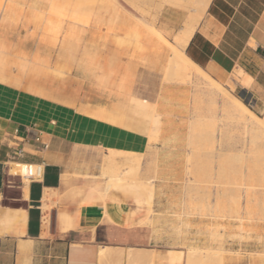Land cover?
<instances>
[{"label": "crops", "instance_id": "0c3cea01", "mask_svg": "<svg viewBox=\"0 0 264 264\" xmlns=\"http://www.w3.org/2000/svg\"><path fill=\"white\" fill-rule=\"evenodd\" d=\"M17 1L0 13V264H167L176 250L146 223V206L107 185L87 194L71 164L84 151L148 149L129 115L137 82L150 78L152 64L157 77L165 54L113 3L47 0L19 9ZM188 5L186 14L169 8L163 30L175 45L191 30L186 54L216 80L235 75L264 110V0ZM134 31L138 42L125 38ZM134 102L146 107V98ZM37 164L40 178L29 167Z\"/></svg>", "mask_w": 264, "mask_h": 264}, {"label": "rangeland", "instance_id": "374dc122", "mask_svg": "<svg viewBox=\"0 0 264 264\" xmlns=\"http://www.w3.org/2000/svg\"><path fill=\"white\" fill-rule=\"evenodd\" d=\"M188 1L102 0L133 19L135 29L146 27V35L165 54V67L155 77L156 66L150 65V78L137 82L132 100L129 117L148 135V149L133 153L102 148L97 155L84 151L71 161L72 176L85 182L87 194L91 187L107 185L146 206V223L166 249L176 250L169 252L167 264H264V128H245L224 110L222 98L241 99L261 118L264 110L255 106L235 75L223 82L208 73L216 87L170 68L176 36L161 23L169 8L191 12ZM38 2L47 0H21L14 6L23 9ZM9 4L0 0V13ZM157 30L167 34L166 42ZM125 36L132 42L140 39L136 31ZM19 69L29 71L26 64ZM135 98H146V107ZM84 173L88 176H77ZM201 255L211 260L206 263Z\"/></svg>", "mask_w": 264, "mask_h": 264}, {"label": "bare ground", "instance_id": "6f19581e", "mask_svg": "<svg viewBox=\"0 0 264 264\" xmlns=\"http://www.w3.org/2000/svg\"><path fill=\"white\" fill-rule=\"evenodd\" d=\"M158 34V37H160L161 40L163 41H167L168 39L166 38L165 35H163L161 32H159L158 30L156 31ZM192 31L191 30H184L182 32L181 37H179L178 39V44L179 45H173L172 47V52L174 53V56L171 60V62H169V65L171 64L170 68L172 67V70H176L178 73H180L182 75V77H188L191 78L194 77L197 78L198 80L200 78H203V81H210V83L216 87H219L216 83V81L214 82V80H211L210 75L208 74V72H206L202 67H200L197 63H195L184 51V46H186L190 39L192 38ZM169 43V42H168ZM169 69V68H168ZM171 70V71H172ZM175 71V72H176ZM169 72V71H168ZM176 74V73H175ZM187 78V79H188ZM186 79V81H187ZM182 80V79H181ZM185 81V80H184ZM208 83V84H210ZM216 89V88H215ZM208 94V93H207ZM209 95L214 96L215 93L214 92H209ZM234 99L230 100H226L225 98H222V102L224 105V110L227 111L230 115H233L235 117H237L240 122L245 126V128H250L253 130H258L260 127L264 128V118L258 117L257 114H255V112L247 105L245 104L241 99L237 98V97H232ZM232 101L235 102V104L230 103ZM160 121V120H159ZM121 152V150H119ZM116 152V151H115ZM18 165V164H17ZM21 166V165H18ZM27 167V166H26ZM32 169L35 168V166H29ZM23 168V167H22ZM14 170V168H13ZM15 170H17L15 168ZM28 170V169H27ZM19 171V170H18ZM23 171V169H22ZM26 182V181H25ZM26 191V190H25ZM47 199V198H46ZM46 219V218H45ZM47 220V219H46ZM45 220V221H46ZM205 251V250H204ZM209 251V250H208ZM192 252V251H191ZM189 252V253H191ZM207 252V251H206ZM211 252V251H209ZM215 252V251H214ZM217 252V251H216ZM215 252V255L217 256ZM196 253V252H195ZM205 253V252H204ZM219 253V252H218ZM170 254V253H169ZM200 254V253H199ZM207 254L209 255V253L207 252ZM212 254V253H211ZM196 255V254H194ZM206 255V254H205ZM213 255V254H212ZM221 255V254H220ZM171 256V254H170ZM193 256V253L191 254V257ZM219 256V254H218ZM222 256V255H221ZM219 256V257H221ZM194 257V256H193ZM202 258H204L201 255ZM207 257V256H206ZM205 257V259H206ZM223 257V256H222ZM199 258V260L201 259L200 257H197V259ZM214 258V257H213ZM209 259V258H208ZM206 259L203 261H210L211 259ZM215 259V258H214ZM223 259V258H221ZM195 261H196V257H195ZM201 261V260H200ZM204 262V263H205ZM212 262V261H211ZM210 262V263H211ZM201 263V262H200ZM207 263V262H206ZM222 263V262H221ZM202 264V263H201ZM215 264V263H213Z\"/></svg>", "mask_w": 264, "mask_h": 264}, {"label": "built area", "instance_id": "2783aa9c", "mask_svg": "<svg viewBox=\"0 0 264 264\" xmlns=\"http://www.w3.org/2000/svg\"><path fill=\"white\" fill-rule=\"evenodd\" d=\"M36 141H40V138L39 137H36ZM42 144H43V147L44 148H48L49 147V145L47 143H42ZM22 153H23V150L20 149V150H18V151L15 152V155L16 156H20ZM43 173H44V166H43V164H37V165H35L34 171L31 172V175H33L36 178H40V177H42Z\"/></svg>", "mask_w": 264, "mask_h": 264}, {"label": "water", "instance_id": "95a60500", "mask_svg": "<svg viewBox=\"0 0 264 264\" xmlns=\"http://www.w3.org/2000/svg\"><path fill=\"white\" fill-rule=\"evenodd\" d=\"M241 95H242V97H244V94L243 93Z\"/></svg>", "mask_w": 264, "mask_h": 264}]
</instances>
